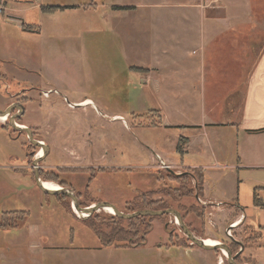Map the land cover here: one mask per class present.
Returning a JSON list of instances; mask_svg holds the SVG:
<instances>
[{
  "label": "rangeland",
  "instance_id": "rangeland-1",
  "mask_svg": "<svg viewBox=\"0 0 264 264\" xmlns=\"http://www.w3.org/2000/svg\"><path fill=\"white\" fill-rule=\"evenodd\" d=\"M87 2L0 0V9L6 6L0 14V111L24 98L23 117L15 123L32 130L33 139L48 148L38 171L51 174L59 186L61 182L60 188L71 191L81 208L105 202L128 214L126 204L162 186L156 181L157 171L177 173L154 169L155 154L176 164L180 159L174 151L179 130L146 127L153 122L149 111L159 110L161 124L189 125L200 120L212 100L221 103L224 91L235 86L238 92L228 102L237 104L240 85L246 83L253 64L225 59L216 48L202 64L198 53L191 54L198 45L193 44L194 20L187 12L143 9L124 18L110 9L123 2L172 7L194 5V0H95L96 12L66 9L55 17H47L39 8H83ZM212 17L220 15L213 11ZM257 21L264 22V17ZM22 26L40 27V33ZM250 45L244 39L238 50L251 52ZM145 66L156 70L146 86L142 72L132 69ZM203 68L206 85L199 78ZM47 89L49 96L44 95ZM82 100L89 102L75 105ZM229 109L219 116L221 121L229 115L237 118V109ZM12 113L13 109L11 116L17 115ZM7 120L0 122V217L7 212L28 216L17 229H0V264H227L220 250L169 247L176 237L187 248H195L170 215L153 218L139 248L100 249L96 236L84 225L87 218L73 213L70 200L46 195L35 185L32 161L41 148L19 137ZM87 169L96 171L76 172ZM153 199H162L168 209L177 211L193 234L188 218L194 214L186 215L179 207H198L194 197L174 201L157 194ZM95 216L107 232L110 215L100 210ZM196 223L199 230L202 220Z\"/></svg>",
  "mask_w": 264,
  "mask_h": 264
},
{
  "label": "crops",
  "instance_id": "crops-1",
  "mask_svg": "<svg viewBox=\"0 0 264 264\" xmlns=\"http://www.w3.org/2000/svg\"><path fill=\"white\" fill-rule=\"evenodd\" d=\"M94 1L88 0L83 8L72 6L74 9L70 10L82 9L86 12L90 10L96 12L99 5H95ZM199 2L197 4L194 0V5L181 4L172 7L162 6L157 2L149 4L123 2L111 6L110 9L119 13V17L121 14L122 17L124 15V18L127 13L136 14L143 9L187 12V15L193 16L194 20L192 26L196 38L193 44L198 45L191 54L198 53L202 64L206 62L205 56L210 57L213 48L219 49V53L223 52L225 59H232L235 63L253 64L246 83L244 85L242 83V87L240 85L239 103L228 102V98H233L239 89L237 86L231 87L229 91H224L225 94H222L221 103L218 100H212L211 104L203 109L199 121L189 125L161 124L159 126L179 130L180 135L177 136L174 147L175 154L180 157L178 164L167 161L158 154L155 155L158 161L161 160L169 166L168 170H177L176 174L193 169L202 172V191L199 196L194 195L196 200L194 204L203 209V217L198 218L194 215L188 218L192 222L190 227L196 238L225 244L230 250L231 247L235 248L237 250L235 255L237 254L236 258L239 262H236L237 264H264V22H256L264 17V0H200ZM59 7L71 6L59 5ZM5 9L6 6L4 12ZM64 11L67 10L47 13V17H55L56 14L64 13ZM213 11L220 17H212ZM38 28L37 32L40 33V27ZM52 32L55 33L56 30L53 29ZM244 39L248 43L251 42V52L238 50L239 43ZM207 64V70H210L211 58ZM188 67L192 69L189 62ZM239 68L242 69V67ZM132 69L142 72L141 78L145 80V86L148 85V81H151L156 71L146 66ZM204 70L205 68L199 78L206 85L207 75ZM188 75L190 77L191 72ZM205 89L210 91L209 86ZM48 91L50 89H47ZM52 91L55 92V90ZM85 102L89 100L79 101L75 105H83ZM223 102L225 104H222ZM228 105L229 111L233 108L237 109L238 114L235 116L237 118L230 119L229 115L228 120L221 121L219 116L224 114V111H228ZM221 106L225 108L221 109ZM218 109H220L219 113H217ZM177 146L180 147L181 153L176 152ZM157 168L158 165H155L154 169ZM184 199L186 198L181 201ZM196 220H202L199 230ZM233 222H236V225L231 229L232 237L227 238L225 231ZM224 236L225 239H223ZM130 249L135 248L124 250ZM183 250L202 249L195 246V248Z\"/></svg>",
  "mask_w": 264,
  "mask_h": 264
},
{
  "label": "trees",
  "instance_id": "trees-1",
  "mask_svg": "<svg viewBox=\"0 0 264 264\" xmlns=\"http://www.w3.org/2000/svg\"><path fill=\"white\" fill-rule=\"evenodd\" d=\"M9 1V0H7ZM43 13H53L58 10L74 9L73 7H59V6H48L40 8ZM116 10L123 8H114ZM23 30L26 31H38V28L35 26H22ZM150 117L153 118V122L149 123L146 127H157L161 125V116L158 112L149 111ZM157 119L156 122L154 120ZM29 142V141H28ZM29 145H31L29 143ZM32 146V145H31ZM34 147V146H33ZM37 148V147H35ZM176 152L181 153L179 146L176 147ZM33 154V153H32ZM96 170L87 169V170H76L80 173H94ZM38 176L41 181H51L55 182L51 174H42L38 171ZM157 183L162 184L159 189L149 191L147 193H140L136 196L132 202L126 204V210L128 214L140 211V210H151V211H161L168 209L167 204L164 200L158 199L154 200L153 197L157 194L164 195L166 197H171L174 201L181 200L183 198L194 197V195L199 196L202 191L203 184V175L200 170H186L181 174H174L166 172L162 174L157 171L156 176ZM60 186L62 183L59 182ZM59 186V185H58ZM59 186V187H60ZM57 199L63 200L68 199L63 195H57ZM69 200V199H68ZM78 201V200H77ZM79 207L81 204L78 202ZM180 210L184 211L187 214L192 213L198 218L203 217V209L200 207L191 206L187 210L183 207H179ZM23 213V214H22ZM28 214L24 212H7L2 214L0 217V229H17V226L20 222L24 221ZM166 215L159 216L157 218L164 217ZM155 217L149 216H139L129 220H122L117 218L114 215L109 216L108 222L105 224L107 232H103L100 227L101 224L97 221L98 217L95 216V213L89 216L84 220V225L91 230V232L96 236L100 248H115V249H125V248H137L141 247L146 239V236L150 233L152 229V220ZM136 222H139L140 226L135 225ZM123 223H126V227H123ZM104 224V223H103ZM143 227V229H141ZM171 241V240H170ZM172 243L169 247H181L187 248V246L181 241H178L176 237H173ZM235 248L231 252L235 254ZM238 262V259L235 260ZM239 263V262H238Z\"/></svg>",
  "mask_w": 264,
  "mask_h": 264
},
{
  "label": "water",
  "instance_id": "water-1",
  "mask_svg": "<svg viewBox=\"0 0 264 264\" xmlns=\"http://www.w3.org/2000/svg\"><path fill=\"white\" fill-rule=\"evenodd\" d=\"M13 108H16L18 111L22 110L21 106H17V107L10 106L6 108L5 110L0 111V117L8 119L7 123L13 130L19 131V132L20 131L25 132L27 135V139L32 146L37 147V148L40 147L41 149L44 150L43 156L41 158H34V160L32 161V166L34 169V182L41 192H43L46 195H51V196L63 195L67 197L70 200V208L73 211V213L76 214L77 216L82 215V218H88L92 214L98 213L100 210H103L105 208H110L113 211V215L122 220H129V219L139 217V216L159 217L162 215H170L173 217L175 223L179 226L183 235L192 245L202 250H205V251L220 250L221 252L224 253L227 264H237L235 261L237 254L232 256L230 249L227 245L219 243L217 246H207L203 240L193 236V234L189 231V229L183 224L180 214L175 210H171V209H166V210H161V211L141 210V211H136L130 214H125V213L118 211L113 205L109 203H105V202H100V203L91 205L86 208H81L78 205L76 196L71 191L64 190L62 188H60V190L58 191H50V190L45 189L42 184L43 181H41L38 176L37 164L45 156L46 151L48 152V148L44 146L41 142L35 141L32 138L31 131L28 128L23 127V126L21 127L15 123L16 117L10 115Z\"/></svg>",
  "mask_w": 264,
  "mask_h": 264
},
{
  "label": "bare ground",
  "instance_id": "bare-ground-1",
  "mask_svg": "<svg viewBox=\"0 0 264 264\" xmlns=\"http://www.w3.org/2000/svg\"><path fill=\"white\" fill-rule=\"evenodd\" d=\"M5 120H6L5 118L0 117V122L1 123H5ZM42 156H43V151L40 149V154L36 158H41ZM42 184H43L44 188L47 186V187H53V188L56 189V190H50V191H58V190H60V188L53 182L47 181V182H42ZM45 189H47V188H45ZM47 190H49V189H47ZM102 211H104L105 213H107L109 215H113V211L110 208H105ZM78 216L82 218V215H78ZM203 241H204V243L207 246H217L219 244L218 242L211 241V240H203Z\"/></svg>",
  "mask_w": 264,
  "mask_h": 264
},
{
  "label": "flooded vegetation",
  "instance_id": "flooded-vegetation-1",
  "mask_svg": "<svg viewBox=\"0 0 264 264\" xmlns=\"http://www.w3.org/2000/svg\"><path fill=\"white\" fill-rule=\"evenodd\" d=\"M25 102H26V100L24 99V98H21V99H19V100H17L16 102H14L15 104H14V107L16 106H21L22 107V110L21 111H18L16 108H13V113L12 114H15V113H17V115L15 116L16 118H15V121L16 122H18L19 120H20V118H22L23 117V114H24V109H23V106H24V104H25ZM11 115V114H10ZM5 123H6V120H5ZM30 130V129H29ZM15 131V130H14ZM31 131V134H32V138H33V136H34V134H33V131L32 130H30ZM16 133H17V135L20 137V136H24V137H26L27 138V135H26V133L25 132H23V131H16ZM40 154V149L37 151V153H36V157L38 156ZM35 157V158H36ZM44 182H47V181H44ZM57 185V184H56ZM58 186V185H57ZM47 187V186H46ZM59 187V186H58ZM60 188V187H59Z\"/></svg>",
  "mask_w": 264,
  "mask_h": 264
},
{
  "label": "built area",
  "instance_id": "built-area-1",
  "mask_svg": "<svg viewBox=\"0 0 264 264\" xmlns=\"http://www.w3.org/2000/svg\"><path fill=\"white\" fill-rule=\"evenodd\" d=\"M4 10V8L3 9H0V14L2 13V11ZM49 91L47 92V94H44V95H47V96H49ZM35 157H36V155H35ZM158 168L159 169H161V170H168L169 169V166L168 165H166V164H164L161 160H159L158 161ZM236 225V222H233L232 224H230L229 226H228V229H226V231H225V235H226V237L227 238H231L232 237V234H231V229L234 227ZM222 255H223V257L225 258V255H224V253L222 252Z\"/></svg>",
  "mask_w": 264,
  "mask_h": 264
}]
</instances>
